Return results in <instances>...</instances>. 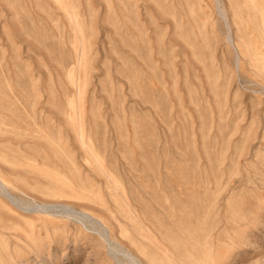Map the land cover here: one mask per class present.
I'll return each mask as SVG.
<instances>
[{"label":"rangeland","instance_id":"1","mask_svg":"<svg viewBox=\"0 0 264 264\" xmlns=\"http://www.w3.org/2000/svg\"><path fill=\"white\" fill-rule=\"evenodd\" d=\"M0 174L143 264H264V0H0ZM12 208L0 264H134Z\"/></svg>","mask_w":264,"mask_h":264},{"label":"bare ground","instance_id":"2","mask_svg":"<svg viewBox=\"0 0 264 264\" xmlns=\"http://www.w3.org/2000/svg\"><path fill=\"white\" fill-rule=\"evenodd\" d=\"M80 135L81 134H79V136ZM81 142H82V140H81ZM88 155H89L88 158L91 159L92 161H94L95 163H97L101 167L102 172H104V168L101 166V161H99V157L94 156V154H92V153H89ZM54 181H56V178ZM108 181L110 183H112L113 185H115L111 178H109ZM69 187L74 188V186H72V184ZM16 191H17V189H16ZM0 195L6 197V199L13 205V208H12L13 211L18 209V210H16V211H18V213H20L19 211H22L23 213H28V214L36 213L38 215H43L45 217H50L53 219L54 218L58 219V217L74 219L75 221L80 222V225L86 231L93 230V231H95V233H98V235L103 238L104 242H106L108 247L110 248L108 250L113 252L112 258L115 257L116 255H118L119 260L117 259V257H115V259H117L119 262H125L128 260L134 264H143L142 260L138 256H136L135 254H133L130 251L126 252L124 250V248H122L121 244L118 241H112L111 240V233L109 231V228L107 226L106 221L97 217L96 215H93L89 211L77 210L73 206V204L63 202L61 200L60 196L59 197L55 196V199H52V200L47 199V198L44 199V198H40V197H33V198L28 199V200L20 199V198L12 195L10 193V191L8 189V185L5 182L4 178L1 176V174H0ZM112 195L116 198V196L113 193H112ZM76 198H77V196H76ZM67 199H69V198H67ZM86 199H88L89 201L93 202V204L98 206V208L100 209V211L103 214L108 215L109 220H112L113 218L117 217V215L113 214L112 208L107 201H105V200L103 201V199H96L95 197H92V196H90L89 198H86ZM40 200H41V202H39ZM115 201H116V205H117L118 210L124 211L125 214H128V211H129V214H131L130 208H127L126 206L122 205L121 202L119 201V199L116 198ZM121 201H122V199H121ZM111 254L112 253H110L109 256Z\"/></svg>","mask_w":264,"mask_h":264}]
</instances>
